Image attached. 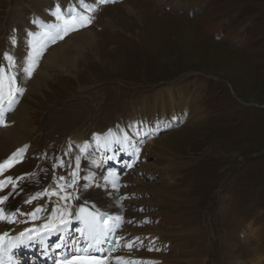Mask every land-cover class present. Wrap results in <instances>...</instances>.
<instances>
[{
	"label": "rangeland",
	"instance_id": "obj_1",
	"mask_svg": "<svg viewBox=\"0 0 264 264\" xmlns=\"http://www.w3.org/2000/svg\"><path fill=\"white\" fill-rule=\"evenodd\" d=\"M50 1L0 0V65L9 74L15 73L24 89L8 114L12 118L17 105L28 106L29 116H33L32 142L38 146L44 142L49 117L65 122L66 137L55 144V154L49 158L52 179L58 175L59 179L65 175L73 179L72 172L79 170L71 167L78 155L83 157L69 137L71 130L82 128L83 140L91 146L98 129L107 122L112 124L117 116L131 119L132 114L127 113L133 103L141 102L138 108L145 106L158 90L171 89L175 94V111L168 109L167 116L183 115L178 122L159 124L157 132L137 136L143 139L141 144L133 143L126 152L140 156V161L124 166L122 161L127 158L123 153L122 161L115 162L110 155L97 167L98 154L90 162L87 174L99 173L107 189V168L117 173L118 188L124 175L132 180L128 182L135 201L127 213L131 220L121 219L119 227H111L100 252H108L113 247L109 241L118 235L133 246L111 252L109 264H264V0H115L105 5L86 0L83 10H97L83 11L95 20L85 28L97 35L92 49L81 51L82 72L76 77L55 69L51 71L54 79L45 81L44 89L37 93L27 91L28 85L23 87L19 60L25 50L30 52L26 48L29 38L41 31L37 17L42 15L36 10L52 19L57 4L67 8L70 2ZM41 38L49 41L44 35ZM5 53L14 57L15 67H9L12 62L4 59ZM164 96L168 108L170 97ZM191 107L199 112L195 120L190 119ZM156 114L160 117L163 112L159 109ZM126 122L124 126H128ZM2 136L1 132L0 141ZM137 148L141 152L133 153ZM5 157H0V163ZM61 159L64 166L56 167ZM35 164L34 157L25 155L0 180L29 177ZM6 189L12 190L11 185ZM46 190L48 198L45 195V202L39 200L48 204L51 196ZM83 190L90 195L101 191L96 180H80V186L67 189L74 194H84ZM168 191L188 195L194 212L187 215L177 210V203L166 198ZM24 216L31 217L18 212L16 220ZM71 220L74 231L78 226L77 232L82 229L87 234L81 221ZM120 242L125 248V241ZM37 250L24 252L20 258L38 256ZM117 257L123 259L115 260ZM199 259L204 261L197 262Z\"/></svg>",
	"mask_w": 264,
	"mask_h": 264
},
{
	"label": "bare ground",
	"instance_id": "obj_2",
	"mask_svg": "<svg viewBox=\"0 0 264 264\" xmlns=\"http://www.w3.org/2000/svg\"><path fill=\"white\" fill-rule=\"evenodd\" d=\"M65 1H69V0H65ZM79 1H81L80 5H79ZM156 1L159 2L161 0H156ZM86 2H87L86 0H70L67 8L64 6L62 7V9L64 10V15L67 16L69 12H77L76 16L79 17L80 14L83 13L82 8L83 7L87 8ZM36 11H38V13L42 15V17L41 16L37 17V19L42 23V26L39 27L37 26V28L40 29L41 31L39 34L36 33L33 35L31 34L32 38H29L31 39V42H29L28 45H26V48L30 49V52H27L25 49H23V51L24 50L25 51L22 53V56L20 57L19 66L21 71L20 78L22 80L23 87L28 85L27 91L34 90L37 93L38 92L41 93L45 86L44 82L48 81L49 79L50 80L54 79L53 77L54 75H52L51 71L58 69L62 72H65L66 74H71L76 77L82 72L83 69L81 68L82 67L81 65L84 57L81 56L83 54V52L81 51L90 48L92 49L93 44L96 41L97 34L96 32L92 30H88L85 27H80L79 23H77L76 24L77 31L71 33V29L69 28L67 34L65 35L61 31V27H63L62 21L57 22L56 20L53 19L55 16L52 19H50L51 16L46 15L45 13L41 12V10L40 11L36 10ZM130 12L134 13V9L130 8ZM96 20H99V17H97ZM94 22L95 20L93 21V23ZM34 24L38 25L37 21H35ZM53 25H59L60 27H53ZM43 35L44 37L49 38L48 42H43V39L41 38ZM68 35L70 36L67 37ZM61 36H63V38H60ZM51 38L52 39L58 38V39L51 41ZM34 61L37 66L36 70L34 69ZM26 69L33 70L31 77H29L26 74ZM165 93L170 97L169 98L170 106L168 108L167 106H165L167 102V99L164 98ZM153 97L154 99L151 98L149 103H146L145 106L141 105V107L139 108L137 107V105H140L141 102H134L133 107L135 110L131 106V109L129 108L130 110L129 113H127V114H132L131 119L130 118L127 119L125 115L117 116L112 124H109L107 122V124H105L107 125L106 127H101L100 129H98L93 134V135H97L98 138L96 140H91V141H95L91 146L88 144L87 141L86 144L85 141L83 140L84 131L82 128H76L75 130H71L72 132L69 135V137H71L72 139L71 141L73 142V144L76 145L77 148L79 149L81 146L87 148V152L83 154L79 151L83 155V157L81 155H78L81 157L80 165L78 168L79 170L77 172L80 174V180L82 181L85 180L88 183H91L94 180H96L100 185V189H101V191L96 190L95 195H90V193L84 190H83V192H85L84 194H82V192L80 191H77L75 194L73 193L74 192L73 190H72L73 192L70 191L74 196L79 197L78 199H73L70 201V206L74 213L72 218L74 217L76 218L75 214L78 213L80 206H87L91 209V206L94 205L95 209H91V210H99L100 212L107 213L113 218L116 217V215H114L113 213L119 216L121 215L120 217L123 220H125V222L127 223L131 220V217L127 215V213L132 211L131 203L135 201L133 194L130 195L131 188L129 186L130 182H128V180L131 179L125 178L126 175H124L125 179L123 178L121 180V185H120L121 188H118L115 181L117 173L113 172L110 168H107L104 171L105 173H108V176L110 178V179L107 178V182L109 185L108 186L109 188L107 189V187L104 186L102 178L99 177V173L97 174V176H96L97 172L94 170L91 171L89 174L87 173L89 172L90 162H93L94 157L98 154H99V158L95 160L98 161L100 165H102L101 164L102 159L105 162L106 161L105 157H108L110 155L113 157V161L118 162L119 158L122 161L121 156L123 153L126 155L125 158L127 159L122 161L124 162L122 165L124 166L132 165L133 162L137 161L139 157L137 155H133V154L131 155V152L128 153L126 152V149L130 150L132 148V144L134 143L133 140L130 139L131 137L134 139V141L135 139H138L139 142L138 144H141V141H139L140 138L138 137L142 138V136H146V134L148 133L151 134L157 132L159 128L156 127L159 124L166 126L169 123L178 122L183 118V115L179 113L172 114L171 118L167 116L168 109H170L171 112L175 111L173 109L176 105L175 94L171 89H168L166 91L165 90L155 91ZM148 106L149 109L147 108ZM27 107L22 104L17 105L15 111L12 114L13 115L12 118L8 113L6 115L7 126H3L2 124H0V128H3V130H1L3 136L0 141V157L3 156L9 157L13 153L17 152V150H23V151L27 150L26 155L30 157H34L36 159L37 169L31 176L24 177L23 179L17 181L19 186L17 191L13 193V196L10 197L9 201H7L6 205H4L3 207L6 209H10V218L15 219L16 221L14 223V226L13 227L11 226L12 230L8 231L9 235L10 234L16 235L17 233H20L26 228H34L36 230V232L33 234L35 238L32 239L30 242L25 240V243L22 246L18 247L17 251L14 253L16 264H19V259H21L20 256L24 252L33 253L34 248L35 250L38 249L36 252L38 253V255H40L39 259L46 262L43 264H56L59 258L64 257L65 255H67L69 251L72 250L68 248L57 249L56 245L58 243L54 242L53 240L58 239L59 244H62L65 238H70V236L72 235L78 236L85 234V232L82 231V229H79L78 232L76 230L74 231L73 225L71 224L67 228H61L60 231H55V229L60 225V220L67 219L68 217L66 215L62 216L61 212L59 211L56 212L54 215L52 213L53 208L57 207V205H59L60 208L62 209L63 202L60 201L57 196L51 195L52 191L57 189V181H55V179H52L53 171H51L52 169L50 168V162L48 161V158L51 159L52 155L55 154V151H53V147L55 146V144H60L62 139L63 138L65 139L66 136L64 135H66V126L62 118H57L55 120L53 119V117H49L45 122L46 131H44L45 132L44 142L38 146L30 139L31 138L30 134L33 129L32 122L30 120L33 116L32 115L29 116V111ZM154 107L155 109L153 111ZM6 109H7V104H5V110ZM159 109L163 112L162 116L160 117H158L156 114V112ZM190 112H191L190 119L195 120L196 118H198V116L196 115L199 112L195 107H191ZM186 115H188V112L185 113V116ZM125 121H127L126 123L128 124V126H124ZM116 127L118 128L120 127L121 130H124V133L121 134V130L116 129ZM56 140L59 142L53 143V141ZM116 141L119 142L116 143ZM90 147H94V148H90ZM134 152L136 151H133V153ZM88 153L91 154L89 155ZM68 154L71 153L68 152ZM65 166L66 167L68 166L67 162L65 163ZM71 167L72 168L76 167V161L74 165L71 164ZM121 168L122 167L119 166V169ZM112 177L113 179H111ZM65 178L69 180L75 179V177L73 179H70L69 175H65ZM124 181L127 182L124 183ZM110 182H114L116 184V188H112ZM142 185L144 184L141 183V186ZM150 187L155 193V189L153 188L152 184L150 185ZM46 188L50 191V196H51V201L48 202L49 205L44 203L45 199L40 197L42 195V192ZM158 188L161 189L164 188V186ZM11 191L12 190H7V189L5 190V192H11ZM166 195H167L166 197L167 199L171 198L174 202L177 203L178 205L177 210L182 209L187 213V215H190L194 212V208L192 204L193 201L189 198L188 195H184L183 192H171V191H168ZM34 196L38 198L36 202H31L28 204L25 203V201L28 198H32ZM39 197L42 198L44 202H41L39 200ZM121 197H127V198L121 199ZM157 202H159V200H157ZM41 205L43 206L45 211H41L37 213L36 214L37 218L35 220H33L32 217H30L31 219L27 218V216H24L20 220H16V213L18 212L26 213L28 210H31L33 206L37 208L38 206ZM123 206H124V211H123ZM13 210H16L14 216L12 215ZM81 215H85V214H81ZM72 221L73 220H71V222ZM46 222L49 224L48 230H45L44 228ZM113 223L114 221H109V226L114 227ZM82 225L84 226V230H86L85 225L84 224ZM7 226L8 224L6 223V221L0 220V231L7 232L6 231ZM131 230L137 232L136 227H131ZM156 236L157 235H153L152 237L155 238ZM118 238H120L119 235L115 240H117ZM86 239L89 240L88 235H86ZM123 240L125 241L124 244H126V239L122 238L121 241ZM113 241H109L110 245H113ZM93 249L100 251L102 248L97 249V247L94 245ZM50 255L52 256L48 259ZM28 256L30 257L31 255L28 254ZM126 256H128L129 259V255ZM112 257L114 258V256ZM260 258L261 257H258V260ZM5 259H6V264H9L8 257H5ZM203 261L204 259L197 260V262H203ZM259 264H263V262H260Z\"/></svg>",
	"mask_w": 264,
	"mask_h": 264
},
{
	"label": "snow or ice",
	"instance_id": "obj_3",
	"mask_svg": "<svg viewBox=\"0 0 264 264\" xmlns=\"http://www.w3.org/2000/svg\"><path fill=\"white\" fill-rule=\"evenodd\" d=\"M115 0H95V3L99 5H105L108 3H114ZM97 9L95 7H89L87 11L95 12ZM58 20L62 21L63 27H61V31L63 34H67L69 28L71 30H77L76 24L79 23L80 27H87L93 23V17L90 15H85L83 13L80 16H76L73 12H69L67 16L64 15V10L57 5L55 12L53 13ZM53 27H60L59 25H53ZM60 38H63L61 36ZM16 41L13 40V44ZM6 61L12 62L9 64V67H15L14 57L10 54H2ZM32 69H26V74L31 77ZM24 94V89L20 87L19 82L17 80V76L15 73L9 74L8 69L3 65H0V124L3 126H7L6 115L14 110L13 106L19 102V97ZM5 104H7V109L5 110ZM119 141H116L118 143ZM23 150H17V153L22 152ZM71 151V149H70ZM79 151L83 154L87 152V148L81 146ZM140 149H136L137 154ZM17 153H13L12 156L0 163V176H3L4 173L10 168L14 167L16 163H20L23 161V155H18ZM89 155L91 153H88ZM81 157H76V168H79ZM59 167L64 166V161L61 159L58 162ZM97 167H100V164H96ZM55 167V166H54ZM27 175V174H25ZM73 177L76 175L75 172L72 173ZM24 177L13 179L12 177H7L6 180H0V193H5L0 195V206L6 205V202L9 201L10 197L13 196L18 189L17 181L23 179ZM76 181L73 180L72 183H67L64 176L60 177L59 182H57V189L53 190L51 195L57 196L60 201L63 202V208L61 209L59 205L53 208V215L56 212H61L62 216H67V219H61L60 225L55 229V231H60L61 228H67L71 224V218L74 213L70 206V201L73 199H78V196H74L71 192H68V188H73ZM112 188H116V184L114 182H110ZM11 185L12 191L5 192V189ZM107 187V185H105ZM47 195V190L44 193ZM36 197H32L27 199L25 203H31L33 199ZM127 197H121V199H126ZM91 209H95V206H91ZM87 206H80L78 213L75 214L76 219L81 221L85 225V229L87 230L89 236V242L86 246L81 247L79 249H75L69 251L67 255L62 258H59L56 264H109V254L116 250L119 245V241L122 238H118L113 241V247L108 250V252L101 253L99 250L91 251L93 246L95 245L97 249L102 248L104 244L107 243V237L111 235L112 228L109 226V221H114L113 226L119 227L118 222L122 218L120 216H116L113 218L107 213L100 212L99 210H91ZM15 211L13 210L12 215H15ZM45 211L43 206L37 207L31 213H25V215H30L33 220L37 218V213ZM5 208L0 207V220L6 221L7 223H15V219H9L4 215ZM86 214V215H81ZM45 230L49 229V224L46 222L44 225ZM36 232L34 228H26L21 231L18 236L14 237L10 241V246L14 249L16 247H20L25 243V240L31 241L35 238L33 235ZM9 237L8 232L0 233V264H4V255H5V247L4 241L5 238ZM139 239V238H136ZM128 248H131L132 243H128L125 245ZM65 246L63 244H57V249H63ZM152 250V249H149ZM117 260H122V258L117 257ZM8 261L9 264H16L15 256L13 252L8 253Z\"/></svg>",
	"mask_w": 264,
	"mask_h": 264
}]
</instances>
